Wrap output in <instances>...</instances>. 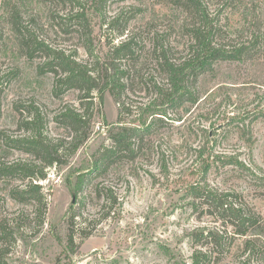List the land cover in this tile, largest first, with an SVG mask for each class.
Here are the masks:
<instances>
[{
  "label": "trees",
  "instance_id": "1",
  "mask_svg": "<svg viewBox=\"0 0 264 264\" xmlns=\"http://www.w3.org/2000/svg\"><path fill=\"white\" fill-rule=\"evenodd\" d=\"M39 1H47L54 9L53 18L60 31L82 37L78 47H83L88 57L82 58L78 47L68 54L64 48L53 47L38 37L33 40L32 31L23 26L20 6L9 4L8 15L18 37L17 45L26 55L43 60L39 73L54 75L58 95L73 89L79 91L80 105L67 104L54 117L68 129L69 135L63 138H55L46 131L47 114L36 104L15 105L21 114L28 110L20 127L30 134L6 141L7 148L4 146L0 155V178L23 181L12 187L11 196L23 204L35 203L36 232L45 224L48 210L40 183L48 179V169L69 164L88 140L96 100L102 104L106 92L118 104L119 112L118 124L109 130L110 143H102L92 154L91 166L77 176L74 188L77 199L65 216L68 240L64 252L70 256L80 247L77 238L83 241L90 237L104 218L116 213L118 195L104 180L113 170H122L129 164L130 174H135V164L152 159L154 138L160 139L161 133L172 125L170 119H182L178 115L174 118L170 112L178 114L187 103L200 101L207 91L203 83L218 74L216 65L247 63L251 70L264 74V0H154L155 5L168 8L170 13L156 15L136 28L131 27V22L142 13L139 7L110 15L107 6L110 0ZM92 9L102 14L98 26L92 21ZM234 16L238 17L235 27L231 23ZM158 19L167 20L164 30L156 27ZM151 61L158 75L147 73ZM208 73L212 77H207ZM143 92H153L155 98L150 102L134 100V96L143 97ZM1 102L0 96V107ZM255 114L243 112L238 118L229 117L227 123L241 132V139L252 142V132L241 127L240 121L251 119L252 123ZM206 137L207 142L196 150L200 167L197 172L192 171V175L200 177V183L186 192L198 218L210 216L214 224L192 233V246L208 249L196 250L193 264H212L213 258L221 259L237 237L243 238V253L249 252L247 259L237 264H251V258L261 250L259 237L264 235V217L244 199L242 192L218 189L206 182L212 172L219 173L228 166L234 175L250 182L261 179L242 161L216 153L218 138L210 142L213 137L210 134ZM11 149H21L31 157L8 161ZM101 202L104 209L108 208L103 216L88 218L85 215L88 205L97 206ZM16 233L0 206V264H11L9 257L17 242Z\"/></svg>",
  "mask_w": 264,
  "mask_h": 264
},
{
  "label": "rangeland",
  "instance_id": "2",
  "mask_svg": "<svg viewBox=\"0 0 264 264\" xmlns=\"http://www.w3.org/2000/svg\"><path fill=\"white\" fill-rule=\"evenodd\" d=\"M9 4L20 6L23 26L32 31L33 40L38 37L53 47L64 48L68 54L83 42L78 35L60 31L53 18L55 11L47 1L0 0V155L4 146L7 148V140L30 134L20 127L28 110L24 116L16 111V104H36L47 114L46 131L55 138L69 135L55 115L67 104L80 105L78 90L58 95L54 75L39 73L43 60L26 55L17 45L18 37L8 15ZM107 6L110 15L132 7L142 8V13L131 22L133 28L149 23L156 15L170 13L168 8L155 5L154 0H110ZM91 11L92 21L98 26L102 14ZM166 23L167 20L158 19L156 27L164 30ZM231 23L237 26L238 17H231ZM146 34L144 37L149 38ZM78 49L82 58L88 57L83 47ZM152 63L147 73L158 75ZM216 66V77L206 74L213 79L203 83L207 91L200 101L187 103L178 114L170 112L174 118L178 115L182 119H170L172 125L161 133L160 139L154 138L152 159L135 164V174H130L129 164L122 170H113L104 180L118 195L116 213L104 218L90 237L83 241L77 238L80 247L76 254L67 256L64 252L68 240L65 216L77 199L74 188L78 174L91 166L92 154L102 143H110L109 130L118 124V104L111 94L106 92L102 104L96 100L90 137L69 164L50 167L48 179L40 181L48 210L39 232H36L35 203L23 204L11 196L12 187L23 181L0 178V206L17 232V242L9 257L11 264H193L194 252L208 249L193 247L192 233L214 224L210 216L198 218L186 192L200 183V177L192 175V171L197 172L200 167L196 150L207 142V134L213 137L210 142L218 138L216 153L247 164L261 182L238 177L228 166L225 169L229 170L212 172L206 184L242 192L244 199L264 217V74L251 70L247 63L223 62ZM142 96H134V100L150 102L155 98L153 92H143ZM243 112L256 113L252 123L251 119L240 121L241 127L252 132V142L241 139V132L227 123L229 117L238 118ZM9 154L8 161L31 157L21 149H11ZM102 202L97 206L89 204L85 215L90 219L101 218L108 209L103 208ZM259 238L261 250L251 258V264H264V235ZM242 242L243 238H235L221 259L213 258L212 264H237L247 259L249 252L243 253Z\"/></svg>",
  "mask_w": 264,
  "mask_h": 264
}]
</instances>
